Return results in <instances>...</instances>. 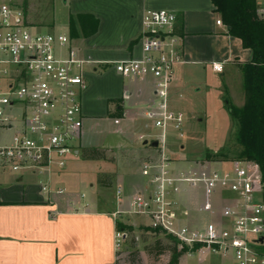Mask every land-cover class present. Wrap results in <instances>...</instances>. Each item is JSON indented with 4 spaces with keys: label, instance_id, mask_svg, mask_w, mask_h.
Returning a JSON list of instances; mask_svg holds the SVG:
<instances>
[{
    "label": "built area",
    "instance_id": "2783aa9c",
    "mask_svg": "<svg viewBox=\"0 0 264 264\" xmlns=\"http://www.w3.org/2000/svg\"><path fill=\"white\" fill-rule=\"evenodd\" d=\"M256 6L264 23V0H256ZM178 21L177 14L168 10L146 12L141 58L101 64L124 79L153 81V98L144 117L162 130L157 136L162 144L169 131L179 139L185 135V114L174 108L171 99L177 68L184 63ZM217 25L224 26L221 20ZM94 64L70 36L37 32L23 0H0V171L37 178L51 204L67 195L66 190L53 188L52 176L80 154L85 74ZM212 70L222 74L225 65L213 63ZM171 163L165 155L144 163L141 175L147 190L136 195L127 209L113 214L117 224L126 215L142 216L149 221L148 233L170 238L180 252H206L231 264H264L260 249L264 185L259 166L241 160L228 168L190 164L178 170ZM190 194L194 200L186 203ZM116 195L121 200L123 189L118 188ZM131 235L117 225L115 264L122 263Z\"/></svg>",
    "mask_w": 264,
    "mask_h": 264
},
{
    "label": "crops",
    "instance_id": "0c3cea01",
    "mask_svg": "<svg viewBox=\"0 0 264 264\" xmlns=\"http://www.w3.org/2000/svg\"><path fill=\"white\" fill-rule=\"evenodd\" d=\"M106 1L107 6L101 5ZM73 3L78 4L75 12L97 19L99 27L92 36L83 39L78 36V40L70 37L81 54L95 64L89 65L85 74L87 88L82 97L80 154L69 160L82 158L85 149L101 150L106 155L138 150L147 157L144 163L165 155L173 168L188 169L190 163L186 161H181L185 165L173 162V158L181 155L171 149L178 140L168 138L170 131L164 144L159 143L158 148L150 146L157 141V136L149 134L151 126L144 112L153 98V81L124 79L113 68L104 70L101 64L141 58L143 16L152 10L174 12L183 32L184 63L179 66L171 99L174 108L182 112L181 108L185 107L193 118L196 114L184 102L187 91L183 74L209 70L214 75H222L225 71L213 72V63H223L225 69L234 60L242 65L251 61L252 51L244 49L241 40L228 36L225 26L217 25L220 15L215 12L212 0H73ZM63 31L70 34V25L63 26ZM243 102L244 106L245 99ZM107 121H112L116 134L121 137L116 147L109 145L107 138L98 140L99 130ZM67 168L51 178L54 189L67 192L54 204L47 202L37 178L27 179V174L0 171V264H115L114 235L118 224L113 214L127 209L136 195L144 194L147 181L142 175L117 177L114 200L103 201L104 189L111 188H101L96 181L89 183L92 188L89 194L85 191L80 195L78 190L84 181L78 179L77 172ZM118 188L124 191L121 200L116 195ZM121 221L120 224L132 229L130 232L136 238L140 225L148 232L149 221L145 217L131 214L123 216ZM222 262L231 264L227 260ZM138 264L159 263L141 256Z\"/></svg>",
    "mask_w": 264,
    "mask_h": 264
},
{
    "label": "rangeland",
    "instance_id": "374dc122",
    "mask_svg": "<svg viewBox=\"0 0 264 264\" xmlns=\"http://www.w3.org/2000/svg\"><path fill=\"white\" fill-rule=\"evenodd\" d=\"M23 1L28 19L37 32L60 35L65 32L63 26L68 24L71 27L72 24L70 34L65 33L70 35L73 40L89 36V31L83 32L82 27V25L87 26V23H82L86 20L80 19L85 14L75 12L78 4L73 3V0ZM107 3L106 1L101 5L107 6ZM219 18L222 21L221 16ZM86 28L84 29L86 30ZM178 69L179 67L176 76ZM182 80L185 82L184 88L187 91L184 102L189 103L191 111L196 115L192 118L191 113L186 112L185 107L181 108L186 115L185 135L183 139H178V136L170 131L168 138L178 140L172 144L171 149L183 157H175L173 162L186 161L191 165L204 164L212 167L222 166L228 168L241 161L242 159L239 156L241 147L236 140L238 123L228 111L229 106L242 108L245 99L243 73L238 61L234 60L227 63L225 73L222 75H214L209 70H193L184 73ZM195 90L200 92H195ZM134 113L132 112L136 117V113ZM150 126L151 130L148 132L152 137L162 134V130L153 128L151 124ZM137 127H139V124ZM102 128L99 130L98 140L103 137L102 140L107 138L109 145L113 147L119 145L121 137L116 134L112 121H107L102 125ZM10 135L12 136L13 132L8 134V136ZM136 138L137 135L134 136V140ZM156 140L158 139L156 138ZM106 156L105 162L85 161L82 158L68 161L67 171L77 172L78 179L84 181V185L78 190L80 195L85 191L89 194V191L92 190L89 183L94 184L96 181L98 184L100 182H112L114 183L113 187L104 189L105 195L101 197V200L113 201L117 177H140L143 163L147 159V157L140 155L138 150L128 154L114 152ZM185 164L187 163H179V165ZM26 176L27 179H35L33 176ZM193 200L194 196L192 194L185 197L186 203ZM137 233V238L131 235V239L123 252L121 264H138L141 256L159 264L170 263V249L174 248L175 245L170 238L149 234L142 229L141 225ZM181 261L182 264H224L220 258L211 256L206 252L186 253L180 259L179 264Z\"/></svg>",
    "mask_w": 264,
    "mask_h": 264
},
{
    "label": "trees",
    "instance_id": "16d2710c",
    "mask_svg": "<svg viewBox=\"0 0 264 264\" xmlns=\"http://www.w3.org/2000/svg\"><path fill=\"white\" fill-rule=\"evenodd\" d=\"M212 4L215 12L221 16L223 25L228 29L227 35L241 40L243 48L251 50L253 54L250 62L240 65L245 104L242 108L229 106L228 111L238 123L236 140L241 147L239 156L242 160L259 166L264 185V23L257 15L256 0H212ZM80 19L86 20L82 22L83 24L87 23V28L82 25L83 32L88 30L89 36L97 32L99 27L97 19L87 16ZM177 33L183 36L181 25L177 27ZM81 157L85 161H105L106 153L97 149H85ZM99 184L104 188H112V182ZM118 228L132 231L122 224H118ZM260 249L264 254V245ZM170 252L169 264H179L187 250L180 252L174 245Z\"/></svg>",
    "mask_w": 264,
    "mask_h": 264
},
{
    "label": "water",
    "instance_id": "95a60500",
    "mask_svg": "<svg viewBox=\"0 0 264 264\" xmlns=\"http://www.w3.org/2000/svg\"><path fill=\"white\" fill-rule=\"evenodd\" d=\"M145 145H147V142L145 143ZM150 146H151L152 148H158V147H159V142H158V141H154V142H152V143L150 144ZM263 242H264V239L262 238V239L260 240V243L263 244Z\"/></svg>",
    "mask_w": 264,
    "mask_h": 264
}]
</instances>
